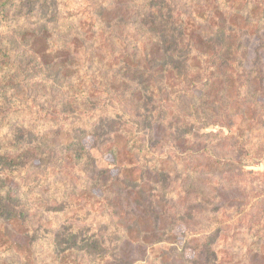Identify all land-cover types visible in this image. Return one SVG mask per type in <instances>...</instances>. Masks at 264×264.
I'll return each instance as SVG.
<instances>
[{
  "label": "rangeland",
  "instance_id": "1",
  "mask_svg": "<svg viewBox=\"0 0 264 264\" xmlns=\"http://www.w3.org/2000/svg\"><path fill=\"white\" fill-rule=\"evenodd\" d=\"M109 1L115 3V0ZM205 1L208 4L213 2L173 0L172 13L175 17L180 15L177 23L185 22L188 14L202 4L205 5ZM256 1L250 0V5L245 9L248 15L246 26L237 20L238 27H246L245 30L254 32L251 36H245L243 42L250 62L238 69H251L264 75V20H259V12L255 10L258 7ZM58 2L62 3L63 0ZM196 2L201 4L197 8ZM59 3L56 9H59L60 15L54 20V6L49 10H42L41 0L29 2L31 8L13 7L14 11L12 9L6 18L10 27L4 31L18 29V34L15 35L16 46L19 51H24L21 55L26 65L18 74L19 80L13 85L7 84L5 98H9L12 106L5 103L1 110L0 119H3L4 128L0 133V154L8 152L4 149L5 144L12 143L15 136L16 139H22L21 144L29 145L30 148L28 152L21 153V162L17 165L0 159V203L5 204L7 209L13 206L16 211L21 210L16 213L18 217L13 218L6 208H0V264H195L196 253L191 248L194 246L192 244L201 242L202 236L209 232L200 236L197 233L208 231L212 224L215 229H223L224 232V235L219 232V264H251L249 253L252 246L249 243L252 241L248 239L242 246V238L246 224L257 219L259 213L258 209L250 205L254 203L255 197L264 193V158L261 157H249L252 163L243 166L248 172L245 175L229 176V184H236L234 189L238 194H231L230 191L227 194L230 193L229 197L245 199L248 207L238 210L223 204L216 219L212 218L214 210L194 211L196 215L187 220V228L183 224L164 223L159 234L157 233L161 235L162 241L157 243H153L155 237L150 238L148 234L124 231L123 225L131 220L133 210H129L123 197L117 206L112 204L115 196L111 193V177L123 166L136 168L138 165L135 161L139 157H145L143 160L152 159L153 157L145 156L147 149L158 151L163 148L165 151L171 138L166 136V131L160 134L162 126H159L158 132L152 133L155 138L153 142L146 136V128L142 126L140 116L135 113V105L139 103L137 104V100L130 101V96H127L128 92L142 89V78L131 74L135 69H107L104 65L116 62L108 59L99 62V54L102 52L100 46L97 48L98 45L88 42L94 48V53L88 59L82 58L75 53L77 49L81 51L80 41L68 35L65 43L70 46L68 53L59 58L62 61L59 74L63 79L53 82L52 67L59 63L57 56L52 54L42 58L40 55H33L27 49L30 44L24 39L31 41L29 38L35 34L33 30L44 20L52 21L50 28L52 25L72 24L68 13L61 10ZM140 12L143 13V9ZM227 13L231 15V11ZM141 16L138 13L135 20ZM213 20L210 21H213L212 25L218 21L216 13ZM200 24L204 25L205 22L201 21ZM76 26L85 34L84 25L83 28L79 23ZM68 32L70 29L61 33L65 36ZM131 34V40L143 41V32H140L136 40L134 34ZM39 36L43 38L42 35ZM44 36L45 40L50 39L48 32ZM240 46L242 47L241 44ZM237 57L241 59V49ZM138 60L141 61V57ZM92 62H95L93 69ZM64 71L70 72L64 75ZM106 74L108 78H103ZM68 77H72V85L79 84L84 91L79 92L80 98H77L81 108L71 102L72 95H75L62 84L66 83ZM196 85L200 87L201 82ZM93 86L94 90L91 89ZM256 95V99L264 98V91L258 87ZM154 96V101L149 106L152 111L158 109L152 107L162 105L167 106L163 114L166 118L172 117V112L180 113V108L175 107L173 101L160 102L161 98ZM258 101L264 105L263 99ZM185 103L186 101L184 108ZM4 113L12 123L5 120ZM208 114L211 115L210 112ZM209 117L213 120L221 119L219 116ZM110 118L117 119L118 124L111 121L108 125ZM155 119L157 122L158 118ZM234 122H228L227 127H198V141L210 142L217 155L233 154L234 142L228 136L236 129L237 122ZM256 127H261V124L254 126L253 134L246 132L245 139L252 136L255 138L254 143H260L264 141V133L259 132ZM8 128L12 131L9 135ZM121 132H128L127 137H140V143L134 144L133 153L125 154L119 148V153L114 156L110 149L121 139ZM45 135H49V141L42 140ZM131 138L129 143L132 142ZM70 139H79L80 143L75 142L69 147L59 146L61 142L71 141ZM50 140L54 141L51 143ZM40 156L42 157L38 158ZM133 173L134 178L136 170ZM231 177L233 178L230 179ZM231 185L229 188L234 191ZM177 202L178 196H173L168 204L169 213L173 214V205H179ZM94 239L98 240L99 249L94 246ZM84 240L89 241V244L84 246Z\"/></svg>",
  "mask_w": 264,
  "mask_h": 264
},
{
  "label": "trees",
  "instance_id": "2",
  "mask_svg": "<svg viewBox=\"0 0 264 264\" xmlns=\"http://www.w3.org/2000/svg\"><path fill=\"white\" fill-rule=\"evenodd\" d=\"M31 1L33 0H0V114L5 103L12 106L9 98H5L7 84L13 85L19 80L18 74L25 64L21 55L24 51H19L16 46L15 35L18 34V29L5 32L4 29L8 30L10 27L6 18L13 7L31 8L29 4ZM41 1L42 10L43 8L49 10L54 6L52 20L60 15L59 9H56L58 0ZM205 2L202 6L196 2V8L199 7L188 14L185 22L177 23L180 15L177 14L175 17L172 13L173 0H115L116 4L109 0H63L59 3L62 6L61 10L68 13L67 16L73 25L67 23L52 25L50 28L49 24L52 21L44 20L33 30L35 34L29 38L31 41L24 39L30 44L29 47L27 45V49L33 55H40L42 58L52 54L57 56L59 63L52 67L53 82L63 79L59 74V70L62 69V61L59 58L65 56L69 50L70 46L65 44L69 36L80 41L81 51L77 49L75 52L78 56L88 59L94 53V48L92 49L88 42L93 43L98 45L97 48L99 46L101 48L99 62H105L107 59L116 62L104 65L107 69L130 71L135 69L131 74L142 78L140 83L142 89L128 92L130 95L127 93V96H130V101L137 100V104L139 103L135 105V113L140 116L141 124L146 128V136L153 142L155 138L152 137V133L158 132L159 126H162L160 134L166 131V136L171 140L165 151L163 148L158 151L147 149L145 156L153 158L143 160L145 157H139L135 161L138 165L136 168L121 167L117 174L111 177L113 180L111 193L115 196V200L112 201L114 206H117L123 197L129 210H133L131 220L123 225L124 231H135L139 235L148 234L150 238L155 237L153 243L162 241L161 235L157 233L164 223L183 224L187 228V220L196 215L194 211L214 210L215 217L212 218L216 219L223 204H228L229 208L236 207L238 210L248 207L245 199H237L233 195L229 197L230 193L235 194L234 188L237 187L234 182L232 185L229 184V176H242L248 173L243 166L252 163L249 157L264 158V141L254 143L255 138L252 136L245 139L246 132L253 134L257 123H260L261 127L256 129L264 133V105L258 101L264 98L255 97L258 87L264 91L262 87L264 75L251 69H238L239 66H245L250 62L247 47L243 42L245 36H251L254 32L245 30L246 27H238L237 21L240 20L239 22L246 26L248 15L245 9L250 5V0H213L211 4ZM256 3L258 7L255 10L259 12V20H264V0ZM142 9L143 13L140 12ZM228 11H231V15L227 13ZM138 13L142 16L135 20ZM215 13L218 21L212 25ZM211 20L213 21L210 23ZM201 21L205 24L201 25ZM77 23L82 28L83 25L86 27L85 34L76 26ZM66 27L70 32L63 36L62 33L68 30ZM46 32L50 36L48 40H45ZM140 32L144 33L143 41L136 40ZM131 33L134 34L136 41L131 40ZM131 42L135 44L129 45ZM240 49L241 59H238L237 53ZM139 57L141 61L138 60ZM94 63H91L92 69ZM86 64L87 62L84 65ZM129 64L134 66L131 67ZM69 72L63 73L66 75ZM105 77L108 78V75H103V78ZM72 80V77H68L66 83L62 84L76 96L72 95L71 102L78 104L77 98H80L78 93L84 91L81 85H72ZM197 82H201L200 87H197ZM91 89L94 90L95 87ZM154 95L161 98L160 102L173 101L175 107L180 108V113L172 112V117L166 118L163 114L167 106L152 107L158 108L155 111L149 109L151 102L154 101ZM77 106L81 108V103ZM7 116L4 113L5 120L12 123ZM209 116H219L221 119L213 120L209 119ZM90 117L85 118V121ZM155 117L158 118L157 122ZM234 120L237 122L236 129L228 136L234 142L233 154L217 155L210 142L198 141V127L206 128L210 125L227 127ZM111 121L118 124L117 119L110 118L108 125ZM3 126V119H0V133ZM9 131L8 128V135L12 133ZM127 133L121 132V139L115 147H111L114 156L119 153V148H122L125 154L133 153L134 144L140 143V137L135 135L133 138L127 137ZM15 137L12 143L5 144L4 147L11 154L6 151L0 154V159L11 165L21 162V153L28 152L30 148L29 145L21 144L22 139ZM48 138L49 135H45L42 140L46 142L49 141ZM70 140L61 142L59 146L69 147L75 142L80 143L79 139ZM53 141L50 140L51 143ZM134 170L137 175L133 178ZM230 185L234 191L229 188ZM227 191L230 193L227 194ZM173 196H178L179 205H173L171 214L168 204L171 203ZM254 200L250 206L258 209L259 213L257 219L246 224L242 246L250 239L252 241L249 243L252 246L249 253L250 263L264 264V193H260ZM0 208L7 209V206L0 203ZM7 211L13 218L18 217L17 212H21L16 211L13 206ZM211 226L208 231L197 233L199 236L207 232L211 235H204L201 238L203 242L192 244L194 246L191 248L196 253L195 264H219L217 254V245L220 244L219 232L221 231L223 235L224 232L223 229L220 231L215 229L214 224ZM88 244L89 241H83L84 246ZM94 246L99 249L97 239H94Z\"/></svg>",
  "mask_w": 264,
  "mask_h": 264
}]
</instances>
